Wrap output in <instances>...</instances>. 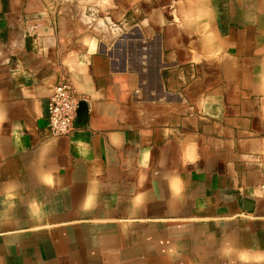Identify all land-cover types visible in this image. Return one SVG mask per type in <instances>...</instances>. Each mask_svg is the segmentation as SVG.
<instances>
[{"label": "crops", "instance_id": "crops-1", "mask_svg": "<svg viewBox=\"0 0 264 264\" xmlns=\"http://www.w3.org/2000/svg\"><path fill=\"white\" fill-rule=\"evenodd\" d=\"M0 264H264V0H0Z\"/></svg>", "mask_w": 264, "mask_h": 264}, {"label": "built area", "instance_id": "built-area-1", "mask_svg": "<svg viewBox=\"0 0 264 264\" xmlns=\"http://www.w3.org/2000/svg\"><path fill=\"white\" fill-rule=\"evenodd\" d=\"M80 99L68 80L53 90L48 106V121L53 137L69 136L75 130Z\"/></svg>", "mask_w": 264, "mask_h": 264}, {"label": "water", "instance_id": "water-1", "mask_svg": "<svg viewBox=\"0 0 264 264\" xmlns=\"http://www.w3.org/2000/svg\"><path fill=\"white\" fill-rule=\"evenodd\" d=\"M88 122V105L85 102H80L75 128L86 127Z\"/></svg>", "mask_w": 264, "mask_h": 264}]
</instances>
